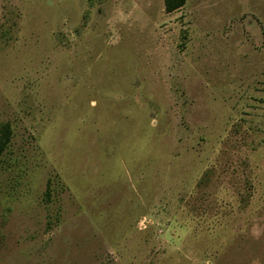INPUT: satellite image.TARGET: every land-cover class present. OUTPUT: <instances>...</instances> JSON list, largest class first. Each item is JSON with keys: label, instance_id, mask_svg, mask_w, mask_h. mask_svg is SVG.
<instances>
[{"label": "rangeland", "instance_id": "1", "mask_svg": "<svg viewBox=\"0 0 264 264\" xmlns=\"http://www.w3.org/2000/svg\"><path fill=\"white\" fill-rule=\"evenodd\" d=\"M6 127L0 264H264V0H0Z\"/></svg>", "mask_w": 264, "mask_h": 264}, {"label": "trees", "instance_id": "2", "mask_svg": "<svg viewBox=\"0 0 264 264\" xmlns=\"http://www.w3.org/2000/svg\"><path fill=\"white\" fill-rule=\"evenodd\" d=\"M187 0H164V7L167 14H172L181 10L185 7ZM10 143V132L9 128L6 127L3 131V135L0 141V158L3 156L5 150L7 149L8 144ZM47 196L51 195L50 191H47Z\"/></svg>", "mask_w": 264, "mask_h": 264}]
</instances>
